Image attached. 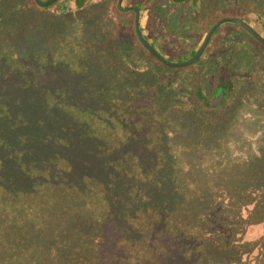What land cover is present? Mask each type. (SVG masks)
<instances>
[{
  "label": "rangeland",
  "instance_id": "1",
  "mask_svg": "<svg viewBox=\"0 0 264 264\" xmlns=\"http://www.w3.org/2000/svg\"><path fill=\"white\" fill-rule=\"evenodd\" d=\"M114 1L112 0V2ZM180 1V4H175L171 0H163L161 3L162 19L156 18V21L153 20V31L156 35L154 40L156 42L148 35V28L146 29L144 22L146 14L144 15V13L140 24V32L156 52L169 63L187 61L196 48L200 47L205 37L204 21L211 17L209 15L211 12L218 13L222 8H232L235 5L233 0ZM237 1L239 5L247 2V4L252 6H255L256 2L255 0ZM257 1V5L262 2V0ZM108 5L106 1V10ZM155 17L156 15L153 14V18ZM119 19L123 27H130L132 12L121 11ZM157 21L159 24L155 25ZM85 22L87 23L86 19ZM90 22L91 26H93L94 22ZM62 23L69 28L71 20L62 21ZM9 28L7 25L4 28H0V74L5 71L3 69L20 71L19 65L16 64L17 62L13 58L11 59L14 55H18L22 59L33 58V56H42V59L43 57L44 59L49 57L54 60V66L60 72H52L51 75L50 65H47L45 71L50 74V78L42 81H46L45 83L38 82V78L32 76L31 79L26 80L20 86L23 87L24 84L25 87L37 86L36 84L39 83L40 85L38 86L43 88V91L41 90L40 92L41 100L47 103L61 104L63 107L59 108L62 111L66 108L74 115L75 126L72 123V131L68 129H71L69 124L55 127L53 131V134H62L64 136L71 134L77 137L74 149L79 152V155L77 157L75 155L72 156L74 159L76 158L81 169L76 172L74 164L72 175L76 176L78 173H82V175L78 176V180H70L72 186L88 188V183L85 184V182H92L93 177H95L94 173L103 172L105 167L110 174L114 173L115 176L110 177V180L107 179V182L100 178L99 183H111L113 186L118 183L119 190L117 191H120L121 198V202H118L114 208V206L110 207V204L101 202L105 193L103 188L94 193L95 196L89 200L91 204L90 213L94 214L96 218L91 221L94 227H91V222L89 223V220L78 211L82 207L79 201L82 199L77 200L78 202H70V199L57 196L55 201H53L52 197L42 201V198L34 199L36 195L42 196V193L37 194L34 192L27 201H20V206L24 208L22 212L25 214L32 213L34 216L35 224L30 223L28 225V232L31 233L34 226H38L39 230L37 233L33 232L31 237H29V242L35 246L33 249L34 255L30 256L32 260L30 264H53V262L59 264L58 259L60 258L55 255L62 254L66 249L71 252L73 264H94L99 262L98 257L92 250L95 243L92 242V247L90 248L88 239L82 243L80 240H82L83 235H88L94 241L96 235H99L95 230L101 231L109 225L112 227H108L110 230L116 228L118 236L116 239V250L118 253L122 251V254L116 255L114 258H108L104 261L106 264H158L157 257L155 256L154 258L153 255L156 252H167L166 247L169 242L166 246L162 245L152 250L154 242L149 246L148 241L150 240L147 237L152 226L151 216L160 214L163 218L162 220H164L161 229L166 230L170 236L183 235L187 238L184 243H177L180 249L176 254L181 259L184 258L188 261L194 258L190 264L196 261L197 250H200L199 246L195 248V244H191V242L201 243L205 240L204 237L198 236L204 232H195L197 228L192 225L194 222L193 217H196L197 214H201V219H205V217L212 218L213 216L221 220L228 218L231 224L229 226L228 223L224 222V226L227 228L222 231V234L228 240V243H233L236 240L235 233L237 231L234 232L233 230L232 219H234L233 215L237 209H247V199L251 197L252 193L253 198L259 200L258 204L261 206L262 201H264V193L261 190H253L251 188L253 179L262 180V177L258 178L256 176L257 174L261 175L260 172L264 167H261L259 159L254 158L255 161H252L250 164L253 165L250 166H255L256 172L252 171L251 174L242 172L238 176L240 169L228 166L226 170H231L230 176L227 179H215V174L208 172L203 166V161L198 158V152L202 148H197V145H200V143L207 144L204 149L210 150L212 148L211 145L217 147L214 141L220 138L225 139V142L232 140L234 133L239 132L238 126L240 122L243 123L245 129L246 127H252V130L257 131V128H255L256 122L253 121V114L264 117V51L262 49L258 51L259 55L257 57L254 56L257 59H254L253 62L249 59L244 60V69H252L255 73L254 79L247 81V83H243L246 79L241 77L236 79L239 91H233L225 102L227 123L226 125L222 124V127L219 128L216 127V124L208 123L209 126H206L208 128L204 133H213V135L210 139H207L206 143L203 139H198L197 141L189 139L190 135H198L205 128L203 125L205 121L198 122L193 127V131L189 129L188 132V129L184 127V124L188 123L185 121L186 119H179L175 115L177 113H173V108L167 106L164 101L156 102L152 107L148 108L136 107L133 104L135 97L129 96L122 86L116 85L119 82L110 84V77H108V71L110 70L105 66L106 62H102V57L97 49L91 47L90 51L94 49L93 51L95 52H90L85 60L80 62L82 59L80 48L69 47V43L67 44V41L64 40L65 37L62 38L63 40L60 43L58 42L59 45L49 46L51 42L37 34L34 22L26 27L22 38L16 37L13 29L9 30ZM89 34L90 32H86L83 36L86 38ZM122 37L125 42L134 45V37L131 32L122 34ZM66 46L67 50H64ZM163 47L168 51L170 49H179V52L169 53ZM208 62L209 60H205L200 65V70L204 69L205 71L203 86L207 98L211 100L215 93V86L214 82L211 81V77H214L213 79L215 80L217 74L213 72V67ZM243 67L241 65L239 69H243ZM26 69L28 70V68ZM63 70L72 78L65 75ZM36 71L38 75L44 74V71H40V68H37ZM190 73L191 71L189 70L188 74ZM182 80L181 83L184 84V78ZM156 81L157 77L155 75H148V83L150 85H154ZM21 101L23 102V100ZM127 102L128 104H126ZM108 103L114 111L110 110ZM97 104L102 107L95 108V111L93 107ZM88 108L89 110H87ZM60 109V112L56 111L55 113L56 116L58 115L55 117V119L58 118V120H55L57 121L56 125L59 123L61 116L64 119L70 118L67 116L68 113L65 111L61 113ZM16 110L17 112H14L15 116L22 114L20 112L22 111L21 109ZM29 110L31 111V108ZM98 111L101 113L100 115L97 114ZM185 114L187 113H184V116ZM98 115L99 117H97ZM79 116H82V119L78 120L76 118ZM180 117L183 118V115ZM93 118L97 121L94 123L95 125L93 126L95 128L92 130L90 122ZM185 118L194 122V116L192 115H186ZM82 124H85V126L81 127ZM99 124L104 126L99 127ZM49 125L47 128L50 127ZM262 125L259 129L264 128V124ZM2 129L4 134L10 135L8 126L2 127ZM45 131L42 129L39 134ZM92 133L101 139L102 142L100 144L90 139V134ZM250 143L249 141L247 142L249 145ZM250 149L252 147L249 146L247 152ZM210 151L208 153L210 157L215 158L217 161L222 158V153L217 154L216 150ZM102 152L104 153L101 154ZM220 152L223 151L221 150ZM91 154L95 156L92 157ZM224 158L226 157L224 156ZM113 163H116V166L112 168ZM92 164L97 166L96 171L89 169ZM220 173L222 174V172ZM82 177H84V185L78 183ZM239 177L242 180L240 183L238 182ZM248 177H250L251 184L246 181ZM60 182L66 184L64 177L61 178ZM115 192L113 191V193ZM36 201L39 202L43 209L36 207ZM46 206L50 208H44ZM36 208L37 210L35 211ZM262 208L263 213L264 204ZM129 212H133V214L129 215ZM85 214H87L86 211ZM147 214L150 215L149 218L146 217ZM39 216L43 220H39ZM22 219L17 218L14 222L16 225L20 224V226L26 227ZM76 219L81 220V223L77 222ZM90 219H92L91 215ZM63 222L66 224L63 225ZM211 225H213L212 228L216 227L214 223H211ZM124 226H126L125 234H118V229H122ZM206 228L208 229V227ZM108 231L109 229L106 230V232ZM229 231H231V235L227 236L226 234ZM209 232L213 235L209 245L214 248L217 244L216 241L218 239L216 237L219 236V233H213L211 230ZM142 234L143 237L140 239L139 237ZM113 240L109 238V245L112 248L115 246ZM0 244L4 245L2 241H0ZM3 250L0 249V264H3V262L8 263L10 260ZM195 253H197V256ZM258 255L254 252L253 256H241L240 260L232 262L230 258H225L222 264H264V242L263 255L258 257L261 259L254 260L253 257ZM10 263L16 264V261L12 262L10 260Z\"/></svg>",
  "mask_w": 264,
  "mask_h": 264
},
{
  "label": "trees",
  "instance_id": "2",
  "mask_svg": "<svg viewBox=\"0 0 264 264\" xmlns=\"http://www.w3.org/2000/svg\"><path fill=\"white\" fill-rule=\"evenodd\" d=\"M106 1L109 4L107 10L105 9ZM171 1L175 4L181 3L180 0ZM255 1V6H252L247 4V2L246 4L239 5L237 0H233L234 7L222 8L218 13L211 12L209 14L211 17L204 21V36L218 20L235 17L249 25L264 39V0L259 5H257L258 1ZM162 2L163 0H123L122 4V6H134L139 9V27L143 13L144 15L146 14L144 17L146 29L148 28V35L154 42H156L154 40L156 35L153 31V20L156 21V18L162 19L163 12L160 10ZM116 3L117 0L114 2L112 0L111 2L109 0H60L54 5L43 9L37 7L34 0H0V28H4L7 25L10 27L9 30L13 29L16 37L22 38L26 27L34 22L37 34L51 42L49 46L59 45L58 42L60 43L63 40L62 38L65 37L64 40L67 41V44L69 43V47L71 46V48L74 47L75 49L76 47L80 48L82 52L80 62L85 60L87 54L95 52L93 50L97 49L99 55L102 57H100L102 62L105 61V66L110 70L108 71L110 84L119 82L116 85L122 86L129 96L135 97L133 104L136 107L148 108L152 107L156 102L164 101L167 103V106L173 108V113H177L175 115L179 119H186L185 121L188 123L184 124V127L188 129V132L189 129L193 131V127L198 122L205 121L203 122L205 128L198 135H190L189 133L190 136H188L191 141L203 139L207 143V139H210L213 135V133H204L208 128L206 126H209L208 123L216 124L218 128L222 127V124L226 125L227 123L225 102L233 91H239L236 85L238 83L236 79L238 77L246 79L243 83L254 79L255 73L252 69H244V60L249 59L253 62L254 59H257V55H259L258 51L260 49L264 51V48L236 25L224 24L214 32L204 53L195 64L185 69H171L163 66L149 55L136 40L133 31V12L131 26H122L119 19L121 11L117 9ZM153 14L156 15L155 18H153ZM65 20H71L69 28L62 23ZM90 21L94 22L93 26H91ZM157 24H159L158 21L155 25ZM86 32H90V34L85 38L83 34ZM130 32L134 37V45L125 42L122 37V34H128ZM144 39L146 40L145 37ZM91 47L94 49L90 51ZM198 47L188 58L194 55ZM64 50H67V46L64 47ZM164 50L166 49L164 48ZM166 51L176 53L179 52V49ZM254 56L256 57L254 58ZM12 58L19 65L20 71L3 69L5 71L0 74V241L4 243V245L0 244V249H4L3 251H5L6 256L12 262L16 261V264H30L32 262L30 256L34 255L33 249L35 246L29 242V237H31L33 232L37 233L39 230L38 226H34L31 230L32 232H28V225L30 223L35 224L34 216L32 213L25 214L22 212L24 208L20 206V201H27L32 197L34 192L37 194L42 193V196L36 195L34 198L36 200L42 198V201H46L47 198L51 197L55 201L57 196L70 199V202H78L77 200L82 199L79 200L82 207L78 211L90 223L96 219L94 214L90 213L91 204L89 203V200L95 196V192L103 188L105 193L104 199L101 202L110 204V207L114 206V208L118 202H121V198L120 191H117L119 190L118 183L116 186H113L111 183H99L100 178L107 182L110 180V177L115 176L114 173L110 174L105 167L103 168V172L94 173L95 177H93L92 182H85V184L88 183V188L72 186L70 180H78V176L80 174L82 175V173H76V176L72 175L74 164L76 172L81 169L76 158L74 159L72 156L75 155L77 157L79 155V152L74 149L77 137L71 134L65 136L62 134H53V131L55 127H60L64 124H69L71 129H68L72 131V123L75 126L74 115L66 108L62 111L59 108L63 107L61 104L47 103L41 100L40 92L41 90L43 91V88L38 86L40 85L39 83L36 84L37 86L25 87V84L23 87L20 86L26 80L31 79L32 76L38 78V82L45 83L46 81H42L50 78V74H47V71H45L47 65H50L51 75L52 72L60 73L54 66V60L49 57L46 59L43 57L42 59V56L22 59L20 56L14 55ZM205 60H209L208 64L213 67V72L217 74L215 80L213 79L214 77H211V81L214 82L215 86V93L211 100L207 98L203 86V75L205 71L204 69L200 70V65ZM241 65L243 69H239ZM37 68H40V71L43 70L45 75L42 73L38 75ZM189 70L191 71L190 74H188ZM64 74L71 77L67 72H64ZM150 74L157 77L154 85L148 83V75ZM182 78H184V84L181 83L183 81ZM175 105L176 107L174 108ZM98 107L100 108L102 106L97 104L93 108L95 110ZM108 107L111 111H114L109 103ZM28 108H31V111ZM16 109H21L22 111L20 112L22 114L15 116L14 112H17ZM59 109L61 113L64 111L68 113L67 116L70 118L64 119L61 116L59 123L56 125L57 121L55 120H58V118L55 119V117L58 115L56 116L55 113ZM105 110L107 109L105 108ZM184 113H187L185 116H194V122L185 118ZM97 114L100 115L101 113L98 111ZM182 115L183 118L180 117ZM76 118L80 120L82 116ZM96 121L93 118L90 122L92 130L95 128L93 125H95L94 123ZM253 121L256 122L255 128H257V131L252 130V127H246V131L243 123L239 120V132L234 133L232 140L225 142V139L220 138L214 141L217 147L211 145L212 148L210 150H216L217 154L222 153V158L219 161L209 156L208 153L211 152L210 150L204 149L207 144L200 143V145H197V148H202L198 152V158L203 161V166L208 172L215 174V179H227L231 174V170H226L228 166L239 168L240 173L238 176L242 172H248V174H251L252 171L256 172V167L250 166L253 165L250 163L255 161L254 158L259 159L261 161V167H264V128L259 129L264 124V117L253 114ZM48 124H50V127L47 128ZM5 126H8L10 129L9 136L4 134L2 129ZM84 126L85 124H82L81 127ZM102 126L104 125L99 124V127ZM42 129L48 132L45 131L39 134ZM90 139L95 140L94 142H97V144L102 142L93 133L90 134ZM248 141L251 142L250 145L247 144ZM249 146L252 149L247 152ZM221 150L223 152H220ZM91 156L94 157L95 155L91 154ZM115 164L113 163L112 168L116 166ZM89 169L96 171L97 166L92 164ZM263 171L264 169L260 172L261 175L257 174L256 176L258 178L262 177V180L258 181V179H253L251 181V183L253 182L251 188L253 190H261L264 193ZM62 177H64L66 184L60 182ZM250 177L246 178L249 184H251ZM83 178L78 183L84 185ZM241 181L239 177L238 182L240 183ZM113 191L116 192L113 193ZM258 202L259 200L254 199L252 193L251 197L247 199V209H237L233 215V230L234 232L237 231L235 233L236 240L233 243H228V240L222 234V231L227 228L224 226V222L228 223L229 226L231 224L228 218L221 220L213 216L212 218L205 217V219H201L200 213L196 217L194 216V222L196 218V223L194 224L193 222L192 225L197 228L195 232H204L198 236L204 237L205 240L201 243L191 242V244H195V248L200 247V250L196 249L198 256L195 253L197 257L195 259L196 261H193V264H222L225 258H230L232 262L234 260H240L241 256H253L254 252L259 255L253 257V259H261L258 257L263 255L264 212L262 213V206L264 201L261 203L262 206ZM36 207L43 209L37 201ZM44 208L50 207L46 206ZM85 211L87 214H85ZM132 214L133 212H129V215ZM90 215L92 219H90ZM146 217L149 218L150 215L147 214ZM17 218H23L22 222L26 224V227L20 226V224L16 225L14 221ZM40 219L43 220L41 216H39ZM151 219L152 226L147 238L150 240L148 241L149 246L154 242L152 250L162 245L166 246L169 242L166 247L167 252H156L153 255L154 258L155 256L157 257L158 264H190L194 258L188 261L184 258L181 259L176 254L180 249L177 243H184L187 238L183 235L170 236L166 230L161 229L164 221L162 220L161 214L158 216L152 215ZM76 221L81 223V220L76 219ZM211 223L216 224V227L212 228L213 225ZM62 224L64 225L66 223L63 222ZM90 225L94 227L92 222ZM108 227L110 225L101 231L96 229L95 231L99 235H96L94 241L87 234H85L87 236L83 235L82 240H80L82 243L88 239V246L90 248L92 247L91 243H95L92 250L98 257L99 262L94 264H106L104 261L108 258H114L116 255L119 256L122 254V251L118 253L116 250V239L118 237L116 228L110 230L112 227ZM125 228L126 226L118 229V234H125ZM107 229H109L108 232H106ZM209 230L213 233H219V236L216 237L218 240L214 248L209 245L213 236ZM226 235L230 236L231 231ZM142 237L143 234L139 238L141 239ZM109 238L114 239L115 246L113 248L109 245ZM67 250L69 249L64 250L62 254L55 255L60 258L58 259L59 264H73L71 252ZM210 255L212 256L208 257ZM10 260L8 263L3 262V264H12ZM53 264H56V262H53Z\"/></svg>",
  "mask_w": 264,
  "mask_h": 264
},
{
  "label": "water",
  "instance_id": "3",
  "mask_svg": "<svg viewBox=\"0 0 264 264\" xmlns=\"http://www.w3.org/2000/svg\"><path fill=\"white\" fill-rule=\"evenodd\" d=\"M60 0H46V1H40V0H34L35 4L39 8H48L55 3H57ZM123 0H117V9L119 11L123 12H133L134 13V21H133V31L136 40L141 45V47L149 53L153 58H155L158 62H160L163 66L171 68V69H184L187 67L192 66L194 63H196L202 54L204 53L212 35L214 32L222 25L224 24H233L236 25L238 28H240L242 31H244L246 34H248L254 41H256L258 44L261 45L262 48H264V39L255 32L249 25H247L245 22H243L240 19L237 18H224L220 19L218 22H216L207 32L205 35L200 47L197 49V51L194 53V55L189 58L187 61L182 63H169L168 61L164 60L157 52L156 50L144 39L140 32L139 27V21H140V11L138 8L131 6V7H123Z\"/></svg>",
  "mask_w": 264,
  "mask_h": 264
},
{
  "label": "flooded vegetation",
  "instance_id": "4",
  "mask_svg": "<svg viewBox=\"0 0 264 264\" xmlns=\"http://www.w3.org/2000/svg\"><path fill=\"white\" fill-rule=\"evenodd\" d=\"M188 1V0H187ZM192 3V2H191Z\"/></svg>",
  "mask_w": 264,
  "mask_h": 264
}]
</instances>
